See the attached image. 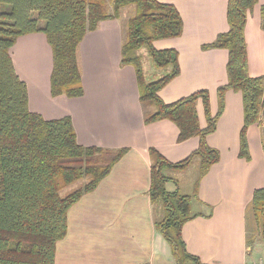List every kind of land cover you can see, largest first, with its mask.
<instances>
[{
  "label": "crops",
  "instance_id": "crops-1",
  "mask_svg": "<svg viewBox=\"0 0 264 264\" xmlns=\"http://www.w3.org/2000/svg\"><path fill=\"white\" fill-rule=\"evenodd\" d=\"M157 1L174 5L184 23L181 37L153 44L157 50L172 49L179 56L180 73L159 96L171 104L208 91L211 114L216 116L218 91L228 81L229 53L203 47L229 30V0ZM262 6L264 0H259L245 28L249 75L253 78L264 76ZM126 32L120 16L86 35L78 54L85 92L74 99L52 96L54 57L44 34L20 37L10 50L16 72L27 85L31 112L46 120L71 117L82 146L128 149L98 188L69 210L67 235L57 244L55 264H177L155 224L150 149L179 163L195 152L200 142L198 138L179 142V129L171 121L145 123V116L153 108L140 101L135 69L121 65ZM224 100L216 131L206 138L207 144L219 151L220 161L200 181L196 162L184 171L170 172L173 180L166 189L197 194L191 210L198 217L183 227L189 253L205 264H258L260 258L254 257L246 243V212L255 192L264 188L263 124L249 128V158L241 157L243 97L230 90ZM197 111L204 129L207 118L202 101ZM195 169L196 177L187 180L188 173Z\"/></svg>",
  "mask_w": 264,
  "mask_h": 264
},
{
  "label": "trees",
  "instance_id": "trees-1",
  "mask_svg": "<svg viewBox=\"0 0 264 264\" xmlns=\"http://www.w3.org/2000/svg\"><path fill=\"white\" fill-rule=\"evenodd\" d=\"M259 0H229V30L203 49L229 53L227 84L218 91L219 110L212 116L208 91H199L167 104L159 96L180 73L175 50H157L154 42L179 38L184 23L172 4L157 0H0V264H55L57 244L68 231L69 210L94 192L123 158L128 149L110 150L79 144L71 117L46 120L29 109L28 88L18 76L10 50L20 37L42 33L53 50L51 76L53 97L84 95L79 65V47L101 23L117 20L124 8L134 6L122 46V66H132L137 75L140 101L153 110L145 123L168 120L179 129V142L199 139V147L179 163L168 161L156 149L152 160L150 197L155 224L169 244L177 264H205L188 252L183 227L198 217L191 202L197 194L169 192L170 172H180L199 163V181L220 161V153L206 138L214 133L225 109L227 91L240 92L244 105L241 157L249 158L247 134L263 124L264 76L251 77L245 28ZM264 31V6L261 7ZM147 49L157 69H169L148 81L140 51ZM202 101L207 127L201 129L197 111ZM69 188L66 193L63 190ZM254 223V225H253ZM252 225L254 228H252ZM264 243V188L257 190L246 212V243Z\"/></svg>",
  "mask_w": 264,
  "mask_h": 264
},
{
  "label": "rangeland",
  "instance_id": "rangeland-1",
  "mask_svg": "<svg viewBox=\"0 0 264 264\" xmlns=\"http://www.w3.org/2000/svg\"><path fill=\"white\" fill-rule=\"evenodd\" d=\"M134 13H135V7L134 6L126 7L122 10L121 17H122V20L124 21V23H126V25H127L128 20L130 19V17L132 15H134ZM141 55L143 56V66H144V70L146 68V71H145L146 74L145 75H146L148 81H155V80L159 79L160 77H162L163 75H166V73L169 71V69H157V68H155L153 63H152V60L150 59V57L148 55L147 49H142ZM197 174H198V169L190 171V173H188L187 180H188V178L194 179V177H196ZM68 190H69V188H66L65 190H63L62 193H66ZM253 225H254V223H253ZM253 225H252V228H254ZM251 249L254 251V257H256L257 259L260 258L259 260H264V243H263V241H261L260 239L256 240V244L253 247H251Z\"/></svg>",
  "mask_w": 264,
  "mask_h": 264
},
{
  "label": "water",
  "instance_id": "water-1",
  "mask_svg": "<svg viewBox=\"0 0 264 264\" xmlns=\"http://www.w3.org/2000/svg\"><path fill=\"white\" fill-rule=\"evenodd\" d=\"M262 117H263V120H264V108H263V111H262ZM263 137H264V123H263Z\"/></svg>",
  "mask_w": 264,
  "mask_h": 264
},
{
  "label": "built area",
  "instance_id": "built-area-1",
  "mask_svg": "<svg viewBox=\"0 0 264 264\" xmlns=\"http://www.w3.org/2000/svg\"><path fill=\"white\" fill-rule=\"evenodd\" d=\"M258 264H264V260H259Z\"/></svg>",
  "mask_w": 264,
  "mask_h": 264
}]
</instances>
